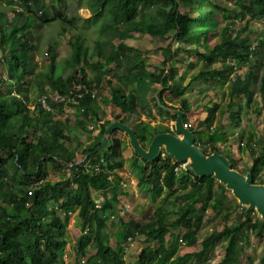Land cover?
<instances>
[{"label": "trees", "instance_id": "1", "mask_svg": "<svg viewBox=\"0 0 264 264\" xmlns=\"http://www.w3.org/2000/svg\"><path fill=\"white\" fill-rule=\"evenodd\" d=\"M66 1L0 0V68L3 72L0 75V264H59L65 245V224L74 211L80 218L74 264H81V260L83 264H128L124 257L128 236L134 239L141 236L142 245L134 254L133 264L203 261L211 246L220 239L227 240L229 248L219 264H238L241 255H245L242 241L248 243L245 233L252 230L262 237L264 219L255 209L238 203L211 174L198 175L191 168L176 173L175 162L169 155L160 154L148 161L134 152L132 169L138 181L144 180L151 194L162 186L168 191L177 189L174 200L184 202L172 221L168 220L164 206L144 209L136 218L123 203V199L128 198L136 209L133 192L122 187L116 177L117 169L124 166L123 141L116 135V129L112 130L105 146L97 140L82 148L86 154L84 160L98 162L100 170L87 168L83 162L76 163L74 156L83 144L81 134L88 126L85 121L98 123L102 134L111 121L103 119L102 103L119 107L120 113L111 111L115 118L125 113L121 120L132 124L142 146L155 133L170 131L168 125H155L149 130L145 121H136L141 112L145 113L150 107L147 90H155L156 82L163 86L153 98L157 114L176 118V114L170 113L172 106L165 101L164 93L169 90L179 97L178 109L184 116L188 115L190 109L184 107L181 97L186 96L189 101L193 92L190 83L175 78L174 67L166 65L167 59L149 69L140 51L122 41L134 30L171 36L182 50L196 54L203 69L214 70L218 84L227 82L221 92L229 99L228 107L238 104L230 109L233 118L240 109L246 108V112L256 102V92L264 109V32H258L248 21L264 19V0H87L91 15L84 21L97 24L100 34L92 48L77 31L78 16L64 8ZM183 5L185 11L181 9ZM52 21L59 22L60 34L75 31L69 43L70 52L60 62L54 39L46 46L45 67L38 69L32 56L36 46L35 29ZM115 37L120 39L118 43L113 41ZM200 38L205 42L211 39L206 50L189 42ZM183 42L186 44L182 45ZM216 61L220 64L214 68ZM87 65L93 70L92 76L85 69ZM232 72L236 74L231 79ZM107 76L114 77L115 81ZM103 85L108 86V91ZM51 91L69 96V105L78 111L72 133L67 119L62 116L68 102L50 100ZM37 94L47 95L49 110L41 106L32 108ZM194 106L204 112L203 118L199 114L189 122L195 142H200L204 152L210 153L218 149V141L225 139L210 130L220 104L216 100L209 104L203 96ZM247 146L254 153L252 145ZM225 155L231 167L236 168V159L229 153ZM49 164L69 169L70 176L51 181ZM263 164L264 142L261 150L252 156L249 171L253 181L264 183V175L258 177ZM112 172L115 177L111 176ZM97 194L104 197L100 208L94 202ZM49 196L56 199L55 206L48 203ZM239 206L241 214L230 219L229 210ZM208 207L223 217L222 228L208 231L199 250L179 254V241L188 247L197 241L202 214ZM56 209L63 212V217ZM104 212L119 217L121 228L114 245L110 244L111 234ZM178 226L182 228L181 233L167 244L166 237ZM91 247L93 251L89 252ZM261 260L264 262V255Z\"/></svg>", "mask_w": 264, "mask_h": 264}, {"label": "rangeland", "instance_id": "2", "mask_svg": "<svg viewBox=\"0 0 264 264\" xmlns=\"http://www.w3.org/2000/svg\"><path fill=\"white\" fill-rule=\"evenodd\" d=\"M228 1V0H227ZM87 0H67L64 8L71 15H77V31L80 32L83 36H85L86 42L92 48L96 38L100 37L98 26L94 23H89L84 21V18L91 15V8L88 5ZM182 11H185L184 5L181 6ZM1 14V13H0ZM193 14V13H192ZM245 18H248L245 16ZM218 22L220 18L217 19ZM249 24L251 27L256 29L258 32H264V19L262 17L256 19H249ZM59 22L52 21L50 23H45L36 27L35 29V41L36 46L32 51L33 58L37 61L38 69L45 67V64L48 61V56L46 53V46L49 42H52L54 39L57 41V50H58V60L61 62L66 59L70 52V41L73 38V33L75 31L67 30L66 33H59ZM102 37V36H101ZM119 38L115 37L114 42L118 43ZM122 41L127 45L132 46L135 50H139V54L143 56V59L148 65V68L151 69L153 65H160L161 61L167 59L166 65L173 66L175 71V78L183 83H190V87L193 92L189 95V101L186 96L181 97L184 102V107L186 109H190L187 116L182 117L183 124L186 127H190L189 122L192 121L193 118L197 117L200 114V117L203 118L204 112H201L199 109L194 106L195 102L205 97V101L209 104L212 100H216L219 102L220 106L215 111V117L211 123L210 130L212 132H218L224 137V141L220 140L216 143L217 150L220 153H229L230 157L236 159L237 167L236 169L245 173L249 171V167L252 163L253 154L258 153L261 150L262 144L264 142V109L260 107L259 95L256 92L254 97L255 101L253 102L247 111L245 109H240L239 114L233 115L231 114L230 109L236 108L238 105L231 104L228 107L229 99L227 95L222 94V89H226L227 82L223 84H218L216 82V75L214 70H207L202 68V61L198 59L197 55L193 52L188 53L186 50H182L176 41L172 40L171 36L163 37L158 35H152L147 32L141 31H132L127 36L122 38ZM191 45H199L202 50L207 49V44H211V39L209 38L206 42L200 38L199 40L191 39ZM186 43H182L185 45ZM170 48H169V47ZM170 49V51H168ZM190 63L192 65H190ZM220 62L216 61L213 63L212 67L219 66ZM86 71L89 75L92 76L93 70L89 65L85 67ZM2 69L0 68V75H2ZM237 73L241 74V71H237ZM236 73H230L231 79L234 77ZM197 75H199L197 77ZM196 77V78H195ZM107 79H111V81H115L114 77L107 76ZM104 86V85H103ZM105 90L108 91V86H104ZM163 86L160 82H156L153 84V89H148L147 94L150 102V107L147 109L145 113L141 112L140 116L137 117L136 121L143 120L145 121L151 130L152 126L161 127V125H168L171 131L174 132V120L170 117H160L157 114L156 106L154 104V97L158 96V92L162 89ZM256 89V87H255ZM52 92V91H51ZM49 92V94L51 93ZM34 95V93L32 94ZM39 95L34 96V101L36 102V98ZM165 101L167 104L172 106L169 110L171 114H176V111H179V97L172 95L169 90H166L164 93ZM71 101V100H70ZM242 103L244 99L241 100ZM68 102L64 110L62 112V116L67 119L68 127L73 130L74 119L76 113L78 112L74 106L69 105ZM259 103V104H258ZM101 106L105 107L106 115L109 116L110 111V120L116 119L112 112L120 113V109L118 106L113 104H101ZM165 106V105H163ZM203 109V108H202ZM200 111V112H198ZM204 111V110H202ZM149 113V114H148ZM125 113H121V117L124 116ZM151 115L153 118H151ZM119 117V118H121ZM118 118V119H119ZM236 121L234 122V120ZM86 130L82 132L83 144L80 145L76 149L74 161L81 162L86 157L82 148L84 146L89 145L93 141L100 140L103 137V134L100 133V127L98 123L95 124L94 121L88 120L85 121ZM191 128V127H190ZM97 136L95 137V131ZM193 131V130H192ZM115 133H118L120 136L125 137V142L122 144V155L124 160V166L122 168L117 169L118 175L116 176L121 186L133 192L134 201L136 205V209L133 208V204L130 203L128 198L123 199V203L125 205L128 204V208L125 209L130 212L133 217H140V212L144 209L150 207L164 206L167 208L168 220L172 221L176 216L177 212L180 210V207L184 204L183 201L176 202L174 200L175 194L179 192V190L174 189L173 191H168L165 186L159 188L154 194H151L148 191V187L145 181H138V177L136 173L132 169V163L134 161L135 155L134 150L130 145V140L128 135L121 130L120 128H116ZM194 134V132H193ZM202 137L205 136V132L202 131ZM204 139L201 138V142ZM195 141V137H194ZM149 141L146 142L147 146ZM196 143V142H195ZM197 145L200 144L196 143ZM248 144L252 145L254 148V153L250 152L248 148ZM200 146V145H199ZM211 152V151H210ZM76 153L78 156L76 157ZM161 155H169L174 161H177L171 154L168 153L165 146L161 147ZM159 154V155H160ZM71 164H68L70 166ZM49 175L51 181L62 180L65 177L70 176V170L66 168L55 167L53 164H49ZM189 167V166H188ZM189 169V168H188ZM264 175V164L262 165L259 171V178ZM112 177H115L113 172L111 173ZM218 181V180H217ZM260 182V181H255ZM228 189V188H227ZM229 190V189H228ZM230 191V190H229ZM231 192V191H230ZM50 197V196H49ZM236 198V197H235ZM237 200V199H236ZM188 201V200H186ZM48 203L51 205H56V199L49 198ZM198 203L197 205H199ZM242 206H247L245 204H241ZM57 213L63 217V212L61 210L56 209ZM229 218L232 219L234 217H238L241 214V209L239 207H235L234 209H230ZM224 219L221 215L214 214L213 210L208 207L204 210L202 214V225L197 233V241L192 244L190 247L185 246L184 243H178L177 252L179 254H183L188 250H199L201 247L202 238L213 229L219 230L223 226ZM108 227L110 230V244L114 245L116 241H118L119 232H120V221L119 217L115 215L114 218L108 219ZM182 228L173 227L171 232L172 234L166 237V243L169 244L173 242L178 235L181 233ZM80 234V218L78 216L77 211L70 213L66 224L65 230L63 232L65 245L62 251L61 258L59 260V264H74L75 255H74V245L77 242L78 236ZM246 239L248 243L245 244L244 240L242 241L244 248V254L241 255L240 262L238 264H264L261 258L264 255V233L262 237L256 235L252 230H247L245 233ZM135 246L130 248L126 243L124 257L127 260L128 264H133L134 254L138 253L141 248V236L134 239ZM124 244V245H125ZM229 242L225 239H220L216 244L212 245L210 250L208 251L206 259L203 261H195L191 260L189 264H219V261L226 257L228 253ZM93 248L89 249V252H92Z\"/></svg>", "mask_w": 264, "mask_h": 264}, {"label": "water", "instance_id": "3", "mask_svg": "<svg viewBox=\"0 0 264 264\" xmlns=\"http://www.w3.org/2000/svg\"><path fill=\"white\" fill-rule=\"evenodd\" d=\"M173 131L155 133L147 146H142L133 127L120 118L111 120L103 133L101 146H105L113 129L120 128L129 138L134 152L140 157L151 161L165 146L169 154L177 161L188 160V166L196 174H211L228 188L238 203L247 205V209H255L257 215L264 219V183L255 182L250 171L245 173L231 167L229 159L218 150L205 153L195 143L194 134L190 127L183 124V111H176Z\"/></svg>", "mask_w": 264, "mask_h": 264}, {"label": "built area", "instance_id": "4", "mask_svg": "<svg viewBox=\"0 0 264 264\" xmlns=\"http://www.w3.org/2000/svg\"><path fill=\"white\" fill-rule=\"evenodd\" d=\"M48 98L52 101H59V102H64L67 103L68 101L71 100V98L69 96H64L59 94L57 91H52L50 94H48ZM73 101V100H72ZM43 107L46 110L50 109V104L48 102L47 99V95L45 94H41L36 98V102L32 105L33 107ZM85 159V158H84ZM81 160V162H83L84 166H86L87 168H91L95 171L100 170V165L98 162H91V161H86V160ZM175 165H174V170L176 173H181L184 171L188 170V160H183V161H174ZM104 200V197L102 194H97L94 198V202H95V206L100 208L102 205V202ZM126 208H128V204L125 205ZM103 217L107 218V219H112L115 217L114 213H109V212H104L103 213ZM127 245L130 248H133L135 246L134 244V238L132 236H128L127 237ZM84 261L81 260V264H83Z\"/></svg>", "mask_w": 264, "mask_h": 264}, {"label": "crops", "instance_id": "5", "mask_svg": "<svg viewBox=\"0 0 264 264\" xmlns=\"http://www.w3.org/2000/svg\"><path fill=\"white\" fill-rule=\"evenodd\" d=\"M109 105V104H108ZM102 107V109H104V111H105V113H106V109H105V107H103V106H101ZM103 119H109L110 120V111H109V116L108 115H106L105 114V116L103 117ZM102 119V120H103ZM121 119V118H120ZM101 121V120H100ZM99 125V124H98ZM132 125V124H131ZM100 129V128H99ZM99 129H97V130H99ZM97 130H94L93 129V131H95V134H96V131ZM116 135H118L119 137H120V139L123 141L122 142V144L125 142V137H124V135L123 136H120L118 133H116ZM97 136V134L95 135V137ZM84 138V137H83ZM100 140H102V138L100 139ZM78 156V154L76 153V157Z\"/></svg>", "mask_w": 264, "mask_h": 264}]
</instances>
